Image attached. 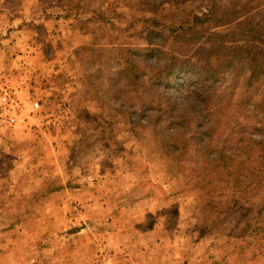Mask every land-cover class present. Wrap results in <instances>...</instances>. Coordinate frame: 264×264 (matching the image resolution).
Masks as SVG:
<instances>
[{
	"label": "rangeland",
	"instance_id": "1",
	"mask_svg": "<svg viewBox=\"0 0 264 264\" xmlns=\"http://www.w3.org/2000/svg\"><path fill=\"white\" fill-rule=\"evenodd\" d=\"M139 14L127 0H0V93L27 108L15 131L0 126L15 142L0 150V264H264L257 225L239 236L262 196L204 186L199 149L180 171L152 126L117 110L107 78L144 43L141 26L124 31ZM235 101L231 124L248 123Z\"/></svg>",
	"mask_w": 264,
	"mask_h": 264
},
{
	"label": "trees",
	"instance_id": "2",
	"mask_svg": "<svg viewBox=\"0 0 264 264\" xmlns=\"http://www.w3.org/2000/svg\"><path fill=\"white\" fill-rule=\"evenodd\" d=\"M127 4L141 14L119 29L130 33L141 26L144 43L122 47L120 67L108 75L117 110L128 114L133 125L152 126L157 151L180 171L199 149L201 175L211 177L204 186L219 178L228 182L227 192L235 187L242 194L254 191L264 203V0ZM98 12L101 23H114L108 10ZM232 76L238 81L230 88ZM238 95L247 98L242 113L248 123L232 125ZM12 145L0 136V150L9 152ZM90 178L95 182L99 176ZM261 211L240 237L253 235L249 230L257 225L264 240V207ZM108 225L114 224L108 220Z\"/></svg>",
	"mask_w": 264,
	"mask_h": 264
},
{
	"label": "built area",
	"instance_id": "3",
	"mask_svg": "<svg viewBox=\"0 0 264 264\" xmlns=\"http://www.w3.org/2000/svg\"><path fill=\"white\" fill-rule=\"evenodd\" d=\"M30 107L31 112L37 111L40 108V102L33 101ZM26 110V104L18 99L12 90L8 87L2 88L0 93V126L2 128L15 130Z\"/></svg>",
	"mask_w": 264,
	"mask_h": 264
},
{
	"label": "crops",
	"instance_id": "4",
	"mask_svg": "<svg viewBox=\"0 0 264 264\" xmlns=\"http://www.w3.org/2000/svg\"><path fill=\"white\" fill-rule=\"evenodd\" d=\"M20 130H21V127H20ZM14 131H15V130H14ZM14 131H8V132H9V133H10V132L15 133ZM16 132H17V130H16ZM7 134H8V133H7ZM19 134H20V136L22 135L21 131H20ZM11 136H12V135H11ZM11 136H10V137H11ZM52 209H53V208H52ZM5 215L8 216V213L4 212V215L1 217V219H2L3 221L7 222V221H8V218H6ZM26 215H27V214H26ZM25 220H28V216H27L24 220H22V221H20V222L17 220L16 225H17V224H21V223L25 225V223H27V221H25ZM22 224H21V228H22Z\"/></svg>",
	"mask_w": 264,
	"mask_h": 264
}]
</instances>
